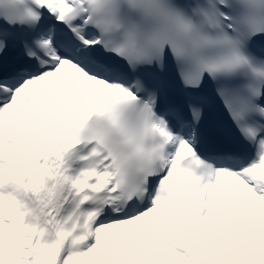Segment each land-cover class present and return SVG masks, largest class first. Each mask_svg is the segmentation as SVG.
<instances>
[{
	"label": "snow or ice",
	"instance_id": "1",
	"mask_svg": "<svg viewBox=\"0 0 264 264\" xmlns=\"http://www.w3.org/2000/svg\"><path fill=\"white\" fill-rule=\"evenodd\" d=\"M0 264H264V0H0Z\"/></svg>",
	"mask_w": 264,
	"mask_h": 264
}]
</instances>
